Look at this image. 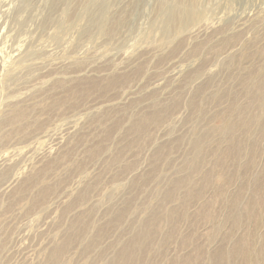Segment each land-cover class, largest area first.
Listing matches in <instances>:
<instances>
[{"label":"rangeland","instance_id":"1","mask_svg":"<svg viewBox=\"0 0 264 264\" xmlns=\"http://www.w3.org/2000/svg\"><path fill=\"white\" fill-rule=\"evenodd\" d=\"M82 1L0 0V264H264V0Z\"/></svg>","mask_w":264,"mask_h":264},{"label":"bare ground","instance_id":"2","mask_svg":"<svg viewBox=\"0 0 264 264\" xmlns=\"http://www.w3.org/2000/svg\"><path fill=\"white\" fill-rule=\"evenodd\" d=\"M96 0H86V3H80L79 5H78V7H81L84 11V13H86V14H88V16L90 17V19H98L100 22H101V20H103L104 21V23L107 21V19H108V11H107V9L106 8H101L102 7V4L103 3H101V7H98L97 6V1L95 2ZM260 1V0H259ZM81 2V1H80ZM82 2H84V0L82 1ZM95 3L96 4V6H95V9L94 8H91L90 6H89V3ZM196 2H198V0H176L175 1V6L176 7H174V8H177L178 9V16H180V19L183 21V20H186L187 18H191V17H193V18H195L196 17V15H197V12H196V7H197V5H196ZM256 2V1H255ZM259 3V2H258ZM163 4V6L161 5L160 6V8L162 9V7H164V2L162 3ZM254 4V3H253ZM68 2L66 1L65 3H64V5L62 4V7H60V9L59 8H57V10L59 9L60 10V14H59V18H58V21H57V24L55 25V27L57 28V29H60L62 26H64V25H66V23H67V20H68V17H67V8H68ZM209 5V4H208ZM252 6V5H251ZM255 6H258V5H255ZM245 7V6H244ZM257 8V7H256ZM261 8H263V7H261ZM58 10V11H59ZM256 11V10H255ZM65 12H66V14H65ZM253 12V11H252ZM261 12V11H260ZM259 12V13H260ZM162 13H165L166 14V11H163ZM226 13V12H225ZM264 13V12H263ZM175 13H171V16L172 15H174ZM220 14V13H219ZM258 14V13H257ZM95 16L97 17V18H95ZM166 16H168L167 14H166ZM199 16V15H198ZM223 16V15H222ZM256 16V15H255ZM73 18V17H72ZM197 18V17H196ZM248 18V17H247ZM264 18V17H263ZM162 19H163V24H164V26H165V28L166 27H169V24H170V22L172 23V19L170 18V16L168 17V18H166V19H164L163 17H162ZM179 20V19H178ZM255 20H257V19H255ZM72 21V20H71ZM254 22V21H253ZM180 23V22H179ZM213 24V23H212ZM227 25V24H226ZM229 26H231V25H229ZM234 26V25H233ZM225 28V27H224ZM229 28V27H228ZM253 28V27H252ZM230 29H232V28H230ZM231 31V30H230ZM225 32V31H224ZM226 32H227V30H226ZM228 33V32H227ZM240 33V32H239ZM74 35V34H73ZM236 35V34H235ZM249 36V35H248ZM231 38V37H230ZM222 39V38H221ZM223 40V39H222ZM226 41V40H225ZM225 41H224V43H225ZM230 42V41H229ZM252 48V47H251ZM64 49V48H63ZM226 49V48H225ZM222 50V49H221ZM230 52V51H229ZM221 53V52H220ZM223 53V52H222ZM226 53V52H225ZM217 55V54H216ZM232 55H234V54H232ZM217 57V56H216ZM225 57H226V55H225ZM218 58H220V57H218ZM217 59V58H216ZM264 69V63H262L261 64V67H260V70H263ZM201 72V71H200ZM199 72V73H200ZM198 75V74H197ZM196 75V76H197ZM210 81V80H209ZM263 84H264V75H263ZM256 91L257 92H261V93H264V85H256ZM239 106V107H238ZM247 107H248V105L246 106V107H240V105H237V107H236V109H238V108H241V110H240V115L238 116V119H246L247 118V116H248V114H247ZM23 116H24V114L23 113H21L20 115H19V117L17 118V119H21V118H23ZM256 119H257V117H256ZM135 128H137V129H139L140 127L138 126V127H135ZM223 129V128H222ZM248 132V131H247ZM248 137H250V136H248ZM241 144H244L243 142H239L238 143V145H239V148H241L242 147V145ZM202 145V144H201ZM200 146V145H199ZM199 146L197 145V150H198V148H199ZM202 147V146H201ZM195 151H196V149H195ZM195 154V153H194ZM198 156V155H197ZM191 161V160H190ZM192 161H193V159H192ZM202 161V160H201ZM201 163V162H200ZM208 175V174H207ZM209 175H210V173H209ZM211 177V176H210ZM209 177V178H210ZM188 179H190V181L189 182H187L186 180H188ZM208 179V178H207ZM178 181H186L188 184H190L191 183V178L190 177H187V179H180V180H178ZM259 188V187H258ZM263 188V187H262ZM264 189V188H263ZM256 190V189H255ZM238 199H236L235 198V204H237V203H240V201H239V197H237ZM253 204H254V202H252ZM254 205H252V204H249L248 205V208H247V213H248V211L249 210H251V212H253V210H254ZM36 213V212H35ZM241 213V211H239V214ZM251 237H252V235H250ZM255 236V235H254ZM244 239V240H243ZM239 245H240V247L242 246V245H244L245 246V259L247 260H250V261H253V262H257L258 261V259H260V258H263L264 259V240H263V245H262V247L261 248H257L256 246H255V244H254V240H253V238H251L250 240H249V238L246 236L245 238H244V236L240 239V241H239V243H238ZM127 247H128V245H127ZM238 247V246H237ZM243 248V247H242ZM142 249V248H141ZM231 249V248H230ZM238 249H239V247H238ZM237 249V250H238ZM133 250H135V248L133 249ZM222 250V249H221ZM225 250V249H224ZM236 250V249H235ZM241 250V249H240ZM232 251V250H231ZM242 251H243V249H242ZM134 253V252H133ZM221 253V252H220ZM216 255V254H215ZM220 255V254H219ZM138 256V255H137ZM234 256V255H233ZM219 257H221L222 259H220V260H223V261H228L226 264H230V262H231V257L228 255V254H226V250L225 251H223L222 250V253H221V256H219ZM138 259H139V257H138Z\"/></svg>","mask_w":264,"mask_h":264}]
</instances>
